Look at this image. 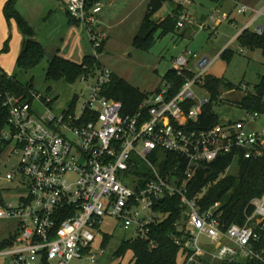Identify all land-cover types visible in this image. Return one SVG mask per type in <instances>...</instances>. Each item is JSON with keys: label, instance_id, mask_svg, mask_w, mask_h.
Listing matches in <instances>:
<instances>
[{"label": "built area", "instance_id": "obj_1", "mask_svg": "<svg viewBox=\"0 0 264 264\" xmlns=\"http://www.w3.org/2000/svg\"><path fill=\"white\" fill-rule=\"evenodd\" d=\"M239 6L240 15L263 12ZM102 11V3L69 0V15L86 28L96 59L108 40L107 32L98 29ZM191 22L188 13L181 14L178 29ZM199 29H210L213 35L218 30L208 22ZM253 32L263 35L264 26ZM221 56L211 60L185 50L173 63L185 79L179 92L173 95L175 84L163 81L133 114L104 95L113 73L103 66L80 79L89 89L87 99L78 100L80 108L60 116L53 111L51 96L33 90L26 98L0 89V106L8 113L0 154L12 147L20 161L0 177V221L16 224V240L0 256L13 264H98L107 255L105 239L118 228L131 232L127 241H150L154 249L152 228L171 215L166 203L178 199L185 210L175 225L183 233L182 238L175 236L183 250L180 264L264 263V196L251 202L253 212L246 209L243 225L231 226L223 220L220 203L203 210V195L188 197L201 166L222 155L247 160L264 156V130L249 128L259 113L249 114L248 123L202 126L212 103L206 79ZM201 91L210 97L203 98Z\"/></svg>", "mask_w": 264, "mask_h": 264}, {"label": "trees", "instance_id": "obj_2", "mask_svg": "<svg viewBox=\"0 0 264 264\" xmlns=\"http://www.w3.org/2000/svg\"><path fill=\"white\" fill-rule=\"evenodd\" d=\"M18 1L10 0L4 8V14L9 22L13 20L17 23L25 37L17 67L21 71L27 72L37 68L44 61L46 53L43 46L34 40L35 30L17 10ZM99 2L100 0H88L90 6ZM168 2L170 1L151 0L139 33L134 39V46L139 50L150 48L156 42L155 35L157 33H160L158 39H161L170 33L180 32L178 23L183 12L182 6L173 4L174 12L171 16L160 21L154 19ZM237 43L241 50H248L253 53L260 51L264 57V33L263 35H257L252 30H246L238 38ZM102 53L103 49L100 50V54ZM233 55L232 51L225 50L221 58L228 56L231 58ZM102 66L100 59H96L92 55L85 57L81 65L61 57H55L49 63L46 80L47 82L66 81L70 84H75L83 76L95 74L97 69ZM164 81L175 84L174 95L183 87L185 79L179 77L176 71L171 70L165 76ZM205 88L212 98V103L207 107V113L201 118L202 126H216L222 123L213 112L214 105L220 101L219 98L222 96L221 90H234L240 89V87H236L224 80L208 77ZM0 89L6 93L29 98L34 87L32 84L24 85L16 78L0 71ZM104 95L109 99L121 101L125 106V113L133 114L138 111L139 106L149 94L141 93L127 81L113 74V81L105 88ZM77 104L78 98L76 97L69 108L71 113L76 111ZM240 106L249 114L259 113L264 115V76L261 78L260 84L255 88V92L248 94ZM7 117L8 113L0 106V133L6 125ZM235 161H237L238 172L235 175H226ZM179 162H182V160L179 159ZM168 167L169 165H166L165 169ZM200 196L202 198L199 200V205L203 210L220 203L221 210L224 212L223 220L227 226L233 224L243 225L246 221L244 212L250 207L251 202L264 196V156L255 160H247L244 158L234 159L233 155L230 154L222 155L214 163L201 166L189 184L188 197L195 199ZM166 204L169 206L171 215L162 224L154 226L151 232L156 248H151L150 241L125 240L115 252L116 258L124 259L129 253H132L133 258L130 264H180L183 250L176 243L175 236L182 238L183 233L175 225L182 221L185 210L178 199L171 200ZM252 212L253 207L249 208V213L252 214ZM112 238V236H109L105 239L104 247H109ZM15 240L16 235L11 234L7 240L0 243V250L12 247ZM262 246L264 247V243ZM229 264L264 263L259 261H238Z\"/></svg>", "mask_w": 264, "mask_h": 264}, {"label": "rangeland", "instance_id": "obj_3", "mask_svg": "<svg viewBox=\"0 0 264 264\" xmlns=\"http://www.w3.org/2000/svg\"><path fill=\"white\" fill-rule=\"evenodd\" d=\"M163 9L155 16L156 21L167 19L174 11L173 4L179 5L186 2L191 4L188 9L192 16V21L197 25L202 23L205 18H216L218 21L223 20L221 26L218 29V35L213 36L212 32L208 29L206 31H198L197 35L190 39L189 35L186 37H180V32L170 33L161 39H158L160 33L155 35L156 42L147 50H139L134 46V32H131L132 26L134 31L139 27L138 23H135L138 14H134L128 17L127 22L123 23L120 27L112 32H107L111 39L107 48L103 50L100 55L101 64L103 67L112 71L120 78L126 79L129 84L137 88L141 93L151 94L155 93L159 87L163 84V78L169 71L173 69V58L181 55L186 49L195 54H200L203 57H207L214 60L223 50L228 43L237 37L241 30L237 28L233 23L226 19V15L229 13L225 8L221 9V6L215 0H169ZM249 7L261 8L264 6V0H246ZM148 6V5H147ZM147 6H143L141 9L144 19L147 13ZM146 8V9H145ZM118 9L116 7L114 11ZM233 9V7H232ZM231 9V10H232ZM140 10V11H141ZM235 13V11H234ZM123 12L119 13V19L122 17ZM250 14L247 15V17ZM129 16V15H128ZM234 17L239 18L241 25L245 21L243 16H238L237 13ZM116 18V19H117ZM123 19H126L124 16ZM143 21V20H142ZM198 22V23H197ZM142 23V22H141ZM136 25V29H135ZM142 25V24H141ZM140 25V26H141ZM258 27H254L252 31ZM193 30V29H192ZM191 30V31H192ZM183 31V30H182ZM106 32V31H105ZM65 33L59 32V36L55 40V45L59 48L62 44V39L65 37ZM61 40V41H59ZM108 41V40H107ZM232 43V42H231ZM229 44V46L231 45ZM47 48V54L44 61L34 70L21 71L18 67L13 74L24 85L32 84L34 90L41 93L44 96H51L54 99L53 111L56 115L60 116L62 113L70 108L71 103L77 97L83 102L89 95V89L87 85L82 84L78 80L75 84H70L66 81L47 82L46 73L49 67L51 57H67L66 48L59 50L58 48ZM105 47V46H104ZM234 53L233 56L220 58L212 67L209 77L214 79L224 80L240 89L234 90H221V97L223 100L214 105L213 112L221 122H250L251 116L244 110L240 104L243 99L250 93L255 92V88L260 84L261 78L264 76V57L260 51L244 53L240 52V46L237 41L233 42L229 48ZM75 55L79 54V49L75 48ZM87 54V55H86ZM93 54V48L87 37L86 43H83L81 47V56L79 61L83 63L84 57ZM55 58V57H54ZM53 59V58H52ZM69 59H74L70 58ZM50 61V62H49ZM94 81L90 79L89 85H92ZM244 87L247 90H244ZM247 91V92H246ZM203 98H209V94L205 91L199 92ZM78 109L80 104H77ZM249 128L260 132L264 130V115H261L255 123L249 125ZM20 161L13 154V148L8 147L0 154V177H5L7 173L12 172L13 168L19 166ZM238 172L237 161L233 164L226 175H235ZM21 177L17 176L15 182L18 183ZM7 200L11 197L6 198ZM16 231V224L13 222L0 221V243L3 240H7L11 234ZM132 237L131 232H126L121 228H118L114 233L112 242L107 248V255L102 258L98 264H130L133 254L129 253L124 259H118L114 255L120 247L121 243ZM214 246H211L213 249ZM12 259L0 256V264H11Z\"/></svg>", "mask_w": 264, "mask_h": 264}, {"label": "crops", "instance_id": "obj_4", "mask_svg": "<svg viewBox=\"0 0 264 264\" xmlns=\"http://www.w3.org/2000/svg\"><path fill=\"white\" fill-rule=\"evenodd\" d=\"M9 1L10 0H0V71L4 72L10 77H13V74L17 69L18 59L23 50L25 37L21 33L17 23L13 20L9 22L5 17L4 8ZM150 2L151 0H100L99 3L103 4V11L98 17L99 20L98 29L100 31L112 32L113 30H116L118 27H120L123 23L125 24V22H127L128 20V17H131L136 13L138 14V18L135 23H138L139 21V24L141 25L142 24L141 22L143 20L141 17H143L144 14L141 9L143 8L144 5L145 7L149 5ZM239 2L241 4L248 6L246 0H230L222 4L219 3L221 9L224 10L226 8L229 12L225 16L226 19H228L231 23H233L237 28L241 27V30L238 33L237 37L232 39L228 43V45L223 50V52L225 50H230L229 48L231 46L229 47V44L231 42H236L238 38L242 35V33L248 30L247 25L250 23L251 20L254 19V17L256 18V20L254 24L249 28V30H252L254 27L264 26V6L258 9L251 7L252 9L258 10L259 12L263 11L260 13L259 16L254 15V13L252 12H249L246 15H240L238 14V9L240 8ZM186 4L187 3L179 4L180 6L183 7L182 10L183 12L182 11L181 12L182 14L188 13L191 16L190 10L188 9V7L191 4L188 5ZM68 5H69V0H19L17 3V10L22 15V17L30 24V26L35 30L36 35L34 40L43 46L46 54L48 50L47 48L51 49L53 45L55 48H58L55 45V40L59 36V32L61 30V32L65 33L64 36L65 38L62 39V44L61 46L59 45L58 49L61 50L62 48H66L67 50L66 51L67 57H61V58L66 59L72 63L81 65L80 62L82 61L78 62V60H81L80 59L81 47H83L84 42L86 43V39L87 37L89 38V36L86 31V28L82 24H80L77 21L74 22L75 20L73 21V19H71L68 12ZM116 7H118V9L114 11ZM234 11L235 13L238 14V16H243L245 18L244 19L245 21L243 22L242 25L239 22V18L234 17L235 14ZM120 12L121 13L123 12V14L122 17L119 19V17L117 18V16H119ZM248 14L250 15L247 17ZM124 16L126 17V19H123ZM213 19L214 21L212 19L208 20V18H205L202 21V23H200L199 25H197L196 22L192 21L190 24L186 26V28L183 31L180 30V35L178 36L186 37L189 35L191 39L195 37L197 33H199L198 32L200 31L199 26L204 25L207 22L211 26L215 25L217 29H219L224 19L221 21H218L216 18ZM140 25L138 29H136V25H135L136 31H134V28L132 26L131 32L135 33L134 39L139 33L141 27ZM217 35H218V30H217ZM217 35H213V36H217ZM111 39L112 38L108 36V41L106 42L103 50L107 48ZM6 47H8L7 50ZM75 48L79 49L78 55H75L74 53ZM54 57H59V56L55 55ZM54 57H51L50 61L51 60L53 61ZM69 57L74 59H69ZM176 58H173V63ZM124 80L127 81L126 79ZM11 264L13 263L11 262Z\"/></svg>", "mask_w": 264, "mask_h": 264}]
</instances>
